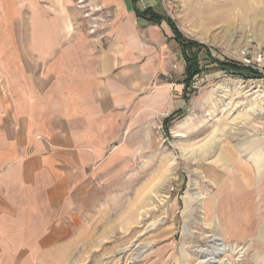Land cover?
<instances>
[{
    "label": "crops",
    "instance_id": "crops-1",
    "mask_svg": "<svg viewBox=\"0 0 264 264\" xmlns=\"http://www.w3.org/2000/svg\"><path fill=\"white\" fill-rule=\"evenodd\" d=\"M114 2L103 10L102 36L90 39L61 0L52 7L0 0V264H55L76 255L78 240L91 232L95 193L124 191L126 177L137 176V145L143 151L159 124L188 108L191 91L171 28L136 14L159 12L157 1ZM259 164L255 174L239 178L235 168L233 182H213L206 220L218 217L217 240L264 241L257 233L264 210L261 218L256 211L264 200V147ZM227 195L246 204L244 211L236 206L232 221L218 211Z\"/></svg>",
    "mask_w": 264,
    "mask_h": 264
},
{
    "label": "rangeland",
    "instance_id": "rangeland-1",
    "mask_svg": "<svg viewBox=\"0 0 264 264\" xmlns=\"http://www.w3.org/2000/svg\"><path fill=\"white\" fill-rule=\"evenodd\" d=\"M156 1L158 11L182 37L201 46L191 64L195 76L188 108L167 129L159 124L156 139L139 144L145 146L143 151L137 145V176L126 177L124 191L95 193L99 198L89 210L91 232L78 240L76 255L56 257L55 264L58 258L61 264H200L212 260L211 251L223 248L227 250L217 260L264 264V241L230 244L221 238L213 246L211 240L222 234L218 217L213 214L206 220L216 197L210 182L229 183L246 170L255 174L262 169L264 0ZM41 2L47 7L55 4V0ZM61 3L77 11L74 26L90 39H100L109 20L103 10L116 6L114 0ZM235 168L241 175L235 174ZM198 193L206 195L201 210L194 199ZM250 194L248 190L251 198ZM240 201L224 196L218 211L225 221L233 220L237 205L245 210ZM262 210L264 200L258 198V218ZM263 232L264 227L257 233Z\"/></svg>",
    "mask_w": 264,
    "mask_h": 264
},
{
    "label": "trees",
    "instance_id": "trees-1",
    "mask_svg": "<svg viewBox=\"0 0 264 264\" xmlns=\"http://www.w3.org/2000/svg\"><path fill=\"white\" fill-rule=\"evenodd\" d=\"M137 17L139 18H146L148 17L149 21L151 22H158V21H165L167 23V25L171 28L173 36H174V40L175 42L178 44L179 50H180V54L181 57L185 63V81H184V85L186 87V89H190V81L192 80V78L195 76V71L192 70L191 64L197 60V54L199 52V48H201V46L195 42H191L188 41L186 39H184L181 35V33L179 32V30L177 29V27H175L173 25V23L171 22V20L169 18H167L163 13L160 12H154L152 9H145L143 12H139L137 11ZM227 68L230 69H236L238 71H245L248 72L249 74H256L253 70L246 68V67H237L234 65H227ZM172 119H168L166 121L163 122V126L166 129V126H168L171 123Z\"/></svg>",
    "mask_w": 264,
    "mask_h": 264
},
{
    "label": "bare ground",
    "instance_id": "bare-ground-1",
    "mask_svg": "<svg viewBox=\"0 0 264 264\" xmlns=\"http://www.w3.org/2000/svg\"><path fill=\"white\" fill-rule=\"evenodd\" d=\"M229 4V3H228ZM233 4V3H232ZM237 147V149L238 150H240V147L241 146H236ZM241 151V150H240ZM210 184L212 185V186H214V183L213 182H210ZM210 185V186H211ZM195 199V201L198 203V206H199V209L201 210L202 208L204 209V205L205 204H203V200H205L206 199V195L205 194H203V193H198L197 195H196V197L194 198ZM215 241H217V238L215 239V238H213L212 240H211V244H213V246H215V244H214V242ZM214 250V249H213ZM225 250H227L226 248L224 249H221L220 251H222V252H224ZM222 252H219V250L217 251L216 250V252L214 251H211L210 252V255L211 256H213L212 257V260L210 261V260H205V261H202V262H200V264H231V262L229 261V260H217V258H218V256L222 253Z\"/></svg>",
    "mask_w": 264,
    "mask_h": 264
}]
</instances>
